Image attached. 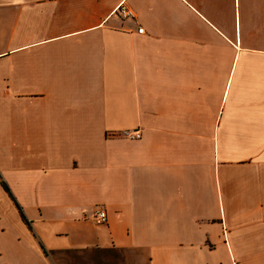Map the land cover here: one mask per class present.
<instances>
[{"label":"crops","instance_id":"0c3cea01","mask_svg":"<svg viewBox=\"0 0 264 264\" xmlns=\"http://www.w3.org/2000/svg\"><path fill=\"white\" fill-rule=\"evenodd\" d=\"M0 174V264H264V0H0Z\"/></svg>","mask_w":264,"mask_h":264},{"label":"built area","instance_id":"2783aa9c","mask_svg":"<svg viewBox=\"0 0 264 264\" xmlns=\"http://www.w3.org/2000/svg\"><path fill=\"white\" fill-rule=\"evenodd\" d=\"M115 14H118L120 18L123 20H129V19H135L136 18V13L135 11L127 5V3L124 1L120 3L114 10ZM144 29L140 28L139 33L143 34ZM119 136L130 139V140H140L142 137L141 131L140 130H126L123 131ZM94 220L100 224L104 225L108 222V216L105 210L101 209L98 210L95 215H94Z\"/></svg>","mask_w":264,"mask_h":264},{"label":"trees","instance_id":"16d2710c","mask_svg":"<svg viewBox=\"0 0 264 264\" xmlns=\"http://www.w3.org/2000/svg\"><path fill=\"white\" fill-rule=\"evenodd\" d=\"M0 180H1V184H2V187L4 188V190L9 194V196L12 198V200L15 202L16 206L18 207V209H19V211H20V214H21L23 220H24L29 226H31V225H30V222H29V221L26 219V217L24 216V214H23V212H22V209L20 208V206L17 204L15 198L13 197V195H12V193H11V191H10L8 185L3 181L1 174H0Z\"/></svg>","mask_w":264,"mask_h":264}]
</instances>
